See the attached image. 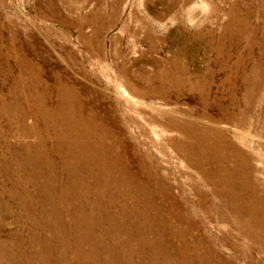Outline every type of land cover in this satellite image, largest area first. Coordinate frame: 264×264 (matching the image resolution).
<instances>
[{
    "label": "rangeland",
    "instance_id": "rangeland-1",
    "mask_svg": "<svg viewBox=\"0 0 264 264\" xmlns=\"http://www.w3.org/2000/svg\"><path fill=\"white\" fill-rule=\"evenodd\" d=\"M248 77L258 85L241 129L220 108L236 112L235 100L246 113ZM62 90L78 97L84 116L112 134L132 166L134 151L152 153L172 193L184 194L194 208L202 197L167 142L180 135L153 120L167 123L188 113L207 122L203 116H211L228 135H243L235 141L239 148L247 140L264 155V0H0L1 240L19 237L26 246L32 238L19 198L36 191L15 185L27 176L23 156L38 148L45 113L58 109ZM49 135L53 147L54 131ZM202 223L216 236L235 233L214 218ZM222 251L233 254L229 246ZM252 251V259H264Z\"/></svg>",
    "mask_w": 264,
    "mask_h": 264
},
{
    "label": "bare ground",
    "instance_id": "bare-ground-1",
    "mask_svg": "<svg viewBox=\"0 0 264 264\" xmlns=\"http://www.w3.org/2000/svg\"><path fill=\"white\" fill-rule=\"evenodd\" d=\"M245 81L246 113L235 100L239 114L220 108L227 123L241 129L249 124L258 85L253 77ZM60 96L58 109L45 113L38 148L23 156L27 176L15 185L36 191L19 198L33 223L32 238L26 246L19 237L0 239V264H264L251 258L254 248L264 253V155L246 139L245 149L239 148L235 141L243 135H228L206 115L207 122L188 113L167 123L153 120L180 135L167 142L186 162L191 189L202 197L193 208L184 194L172 193L152 153L134 151L132 166L112 134L84 116L75 94L62 90ZM204 218L235 233L216 236ZM242 241L243 248L237 244ZM226 246L231 256L223 253Z\"/></svg>",
    "mask_w": 264,
    "mask_h": 264
}]
</instances>
